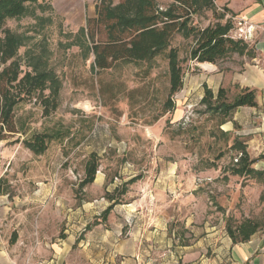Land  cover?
I'll use <instances>...</instances> for the list:
<instances>
[{
	"label": "rangeland",
	"instance_id": "obj_1",
	"mask_svg": "<svg viewBox=\"0 0 264 264\" xmlns=\"http://www.w3.org/2000/svg\"><path fill=\"white\" fill-rule=\"evenodd\" d=\"M96 1L91 11L90 0H39L27 16L7 23L26 38L19 51L23 64L28 50L45 53L62 87L58 107L49 115L36 98L18 105V132L0 141V181L8 192L0 194V209L8 210L0 217V228H44L46 239L53 241L66 229L82 241L91 230L105 228L97 235L126 239L131 228L146 219L148 208L159 203L168 206L170 226L182 232L185 244L194 239L192 228L237 227L250 220L264 232V144L259 133H250L259 128V120L234 122V130L225 135L219 127L221 117L204 113L196 93L192 102H183V88L169 108V48L150 62L121 61L109 69H94V54L88 55L84 47L85 41L91 42L81 29H87L88 19L98 18L101 0ZM156 1L167 8L174 0ZM217 8L218 16L226 12L225 6ZM214 12L201 11L191 18V25L204 28L215 23ZM228 18L234 24L232 36L240 39L251 22L232 13H226ZM255 32V38L243 39L250 56L234 54L220 70L240 68L254 58L264 38V23L256 25ZM97 39H107L106 33ZM193 45L183 33L171 43L179 51L184 75L195 78L204 72L188 59ZM238 91L228 90L229 99ZM57 131L63 138L52 140L44 154L25 146L37 134ZM236 139L246 146L257 173H233L240 159ZM92 155L100 167L94 183L81 190ZM133 178L137 179L122 194V184ZM117 188L121 203L104 221L102 214L111 205L107 193Z\"/></svg>",
	"mask_w": 264,
	"mask_h": 264
},
{
	"label": "trees",
	"instance_id": "obj_2",
	"mask_svg": "<svg viewBox=\"0 0 264 264\" xmlns=\"http://www.w3.org/2000/svg\"><path fill=\"white\" fill-rule=\"evenodd\" d=\"M52 1V0H50ZM39 0H0V141L8 139L17 133L15 109L22 102L36 98L46 115L58 107L59 94L62 87L57 73L50 67L48 57L37 54L30 49L26 52L23 64L19 51L24 46L26 38L7 27L10 20H18L27 16ZM212 9L216 22L207 27L198 28L191 25V18L201 11ZM214 0H174L162 8L156 0H101L97 6L96 19H88L87 29H81L82 34L89 38L84 42L88 55L94 54L93 68L105 70L117 62L141 63L150 62L169 48V97L167 106L172 107L173 97L183 88L184 70L181 65L177 48L171 43L177 33H183L186 38H192L194 45L189 54V60L197 63H211L218 67L234 54L250 56L248 44L243 39H235L231 35L234 24L226 13L217 12ZM105 32L107 39L99 40L97 36ZM28 67L24 70L23 66ZM50 93L45 94L47 91ZM205 107L204 113L221 117L219 127L233 121L235 112L241 107H257L256 90L241 88L229 99L228 90L220 88L217 93L205 87V95L201 100ZM221 132L228 135V132ZM60 131L35 135L25 141V146L34 154L46 152L52 140L62 139ZM235 148L240 152V159L233 173L239 176L257 173L252 165L250 155L243 142L235 140ZM96 155H92L85 168V178L81 182V190L94 183L99 170ZM137 178L122 184V194L126 193L127 185ZM117 188L113 193H107L110 206L103 212V220L114 207L121 203L117 197ZM0 194L6 195L0 181ZM121 194V195H122ZM260 229V226L246 220L237 227L227 226V231L235 243L246 242Z\"/></svg>",
	"mask_w": 264,
	"mask_h": 264
},
{
	"label": "crops",
	"instance_id": "obj_3",
	"mask_svg": "<svg viewBox=\"0 0 264 264\" xmlns=\"http://www.w3.org/2000/svg\"><path fill=\"white\" fill-rule=\"evenodd\" d=\"M214 1L217 7L225 6L233 15L248 19L251 25L264 23V0ZM90 2L89 10L95 11L97 1ZM252 35L255 38L256 32ZM255 53L250 62L229 71L211 63H197L204 74L195 78L184 75L182 100L192 102L191 96L196 93L201 101L206 86L215 93L221 87L231 91L255 89L257 107L239 108L233 121L221 129L230 133L234 122L247 125L259 120V128L250 133H259L264 144V38ZM7 213L8 210L0 209L1 219ZM171 220L168 206L157 203L148 208L146 219L142 224L136 223L126 239L97 235L98 229L101 232L105 228L91 230L82 241L69 229L64 234L59 231L63 237L53 241L46 239L44 228H0V264H264V232L258 230L248 241L235 243L225 227L192 228L194 239L185 244L182 232L171 228Z\"/></svg>",
	"mask_w": 264,
	"mask_h": 264
},
{
	"label": "built area",
	"instance_id": "obj_4",
	"mask_svg": "<svg viewBox=\"0 0 264 264\" xmlns=\"http://www.w3.org/2000/svg\"><path fill=\"white\" fill-rule=\"evenodd\" d=\"M255 31V26L254 25H250L249 27H248V29H247V32L245 33V34H241V36H240V39H246V38H248V37H250L251 36V34H252V32H254ZM231 33H232V31H231ZM232 35V34H231ZM233 37V36H232ZM235 38V37H234Z\"/></svg>",
	"mask_w": 264,
	"mask_h": 264
}]
</instances>
